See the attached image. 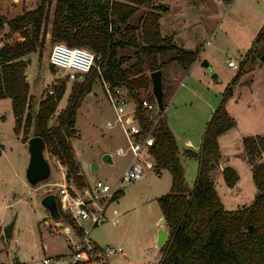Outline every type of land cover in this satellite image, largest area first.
<instances>
[{
    "label": "rangeland",
    "instance_id": "obj_1",
    "mask_svg": "<svg viewBox=\"0 0 264 264\" xmlns=\"http://www.w3.org/2000/svg\"><path fill=\"white\" fill-rule=\"evenodd\" d=\"M165 1L171 4V10L168 14L170 18L166 19L168 24L162 25L161 33L170 36L179 47L187 45L196 52L197 59L187 70H179L175 63L169 61L171 53L160 57L161 60L167 61L161 71L164 116L179 137L184 132L193 136L198 135L212 114L210 113L208 117L211 108L209 105L215 108L225 88L230 86L232 94L224 107L233 120V127L220 137L219 148L222 161L238 175L236 182L238 194L231 195L222 176L214 175L210 179L223 208L228 211L236 210L240 206L250 204L256 194L251 170H247L248 163L241 148V140L248 136H264V61L251 55L246 58L254 36L264 25V0H234V5L227 10L224 9L225 6L223 7L224 0ZM36 5L37 0H0V14L5 20H10L23 11H32ZM50 6L45 26L42 25L39 31V46L21 56L26 62L23 74L29 86L28 96L33 101L31 116H34L39 102L46 99V92L49 89L62 81L65 84L62 99L57 103L48 126L56 123V114L66 106L74 83L62 79V73L52 69L47 61L54 42L50 36L54 6L53 4ZM258 8H262V11ZM164 13L162 9L160 14L165 16ZM139 14L134 15L129 23H133ZM175 15L179 18H174ZM170 26L171 31L168 29ZM21 39L19 33H9L6 25L0 30V47L3 43L12 44ZM124 52L131 59L123 65L126 68L134 59L131 50ZM203 61L209 65V69L203 65ZM228 61L237 63L239 69L231 70L227 65ZM144 69V74L148 76L149 71L146 67ZM237 73L238 79L232 85ZM212 74L217 78H213ZM150 89L151 84L145 91L138 90L133 100L136 102L147 97ZM75 115L74 136L69 143L85 179L91 182L96 178L106 182L110 187L115 185L128 163L129 155L115 154L116 148L125 146V140L117 125L106 129V123L113 122L115 114L106 102L98 78L94 80L89 93L84 96ZM13 126L11 101L2 98L0 226L12 219L14 224L10 238L4 239L0 236V264H31L32 261H39L41 258H49L52 264H66L68 251L66 241L55 234L56 228L53 226L55 221L39 203L42 196L48 192L55 194L56 189L38 187L36 190H30L27 187L24 179V168L28 161L26 142L22 144L21 133L18 137L13 134ZM31 136L33 135L30 130L27 137ZM101 153L111 156L110 165L102 161ZM44 155L50 164L51 178L48 181L55 180L57 168L54 166L52 156L47 153V147ZM260 161L264 163V151L261 152ZM92 163L97 167L90 170ZM183 168L188 173L189 168L187 166ZM169 177L166 169L161 175H157L153 170H147L138 181L120 187L121 193L116 197V201L111 200L107 208V213L111 205L118 210V222L115 225L104 222L94 226L88 236V239L101 247L112 245L122 247L121 254L107 259L108 264L159 262L160 253L155 242L159 228L155 222L161 213L156 198L169 191ZM188 183L191 184L192 180L189 179Z\"/></svg>",
    "mask_w": 264,
    "mask_h": 264
},
{
    "label": "trees",
    "instance_id": "obj_2",
    "mask_svg": "<svg viewBox=\"0 0 264 264\" xmlns=\"http://www.w3.org/2000/svg\"><path fill=\"white\" fill-rule=\"evenodd\" d=\"M158 1L37 0L32 11H23L10 20L0 14V30L6 25L9 33L17 32L22 38L0 47V99L11 101L13 134L18 137L21 133L23 143L30 130L32 135L41 136L47 153L59 160L66 168V179L77 187H82L85 181L69 140L74 136L76 109L89 93L97 78L96 72L92 70L81 78L82 81L77 78L73 81L66 106L56 114V123L48 126L57 103L62 99L65 84L62 81L53 86V95H46L31 116L33 101L28 96L29 86L23 74L26 62L21 56L39 46V31L42 25L45 26L53 4L52 40L98 53L102 77L111 86L121 85L136 97L138 90L145 91L150 85L144 68L149 73L161 72L167 63L161 60L163 55L171 53L169 61L179 70H187L197 59L196 52L180 48L170 36L161 35L158 20L163 3ZM138 13L135 21L129 23ZM126 50H131L134 62L124 68L123 65L131 60L125 55ZM263 53L264 25L254 36L246 58L250 55L261 58ZM238 76L237 73L232 85ZM231 94L228 86L203 129L199 151H183L184 156L197 161V175L191 190L185 186L179 150L164 113L153 130L154 141L148 148L153 171L158 175L166 169L170 174L169 191L156 198L168 233L166 243L159 249L157 264H264V163L259 159L264 151V136H248L241 140L256 190L250 204L225 210L210 179V172L217 168L220 159L217 138L233 127V120L224 107ZM137 114L141 126L146 129L148 117ZM221 174L229 188L238 180L236 172L228 166ZM120 193L119 190L116 197ZM61 220L66 222L67 217L61 214Z\"/></svg>",
    "mask_w": 264,
    "mask_h": 264
},
{
    "label": "built area",
    "instance_id": "obj_3",
    "mask_svg": "<svg viewBox=\"0 0 264 264\" xmlns=\"http://www.w3.org/2000/svg\"><path fill=\"white\" fill-rule=\"evenodd\" d=\"M47 61L50 67L59 70L62 73L61 78L68 82L76 78L81 80L83 76L95 70L106 102L115 114V120L106 123V129L117 125L124 136L125 146L114 151L118 156L129 155V160L115 185L110 187L106 182L95 178L91 182L85 181L82 187H77L66 179V168L53 156L54 166L57 168L55 180L38 185L56 189V193L51 194L56 197L59 213L67 217L66 222L59 220L53 223L55 234L65 239L67 244L66 264H108L107 259L121 254L122 247L112 245L99 248L88 239L89 232L94 226L104 222L115 224L117 212L113 210V216L109 217L107 208L111 200L115 199L120 187L134 183L145 171L154 170L148 148L153 144V130L163 112L158 113L151 89V98L147 96L135 102L128 89L121 85L111 86L101 75L98 65L100 55L90 49L53 42ZM227 65L233 71L239 69V65L233 61H228ZM46 95H53V89H49ZM137 112L148 117L149 124L146 129L141 126ZM31 264L52 263L49 258H41Z\"/></svg>",
    "mask_w": 264,
    "mask_h": 264
},
{
    "label": "water",
    "instance_id": "obj_4",
    "mask_svg": "<svg viewBox=\"0 0 264 264\" xmlns=\"http://www.w3.org/2000/svg\"><path fill=\"white\" fill-rule=\"evenodd\" d=\"M166 6L163 5L162 9L165 10ZM261 60L264 61V56L261 57ZM203 65L209 69V65L203 61ZM150 78L151 84V94L154 96L158 113L163 112L162 109V89H161V72L159 70L152 71L148 74ZM213 78H217L216 75L212 74ZM26 152L28 153V161L24 168V179L27 187L30 190H35L39 184L48 181L51 178V171H50V164L45 158L44 151H45V143L41 136H31L26 140L25 143ZM102 161L106 164H109L111 161V156L109 154L102 155ZM97 165L92 163L90 165V170L96 168ZM40 205L44 208L49 217L54 220L55 222L61 220V214L58 211L56 206V197L53 194H45L40 199ZM159 224H162V219L158 220ZM14 219L10 220L7 224L2 226L1 237L4 239H8L11 237L12 230H13ZM251 228V227H250ZM248 228V229H250ZM167 231L159 228L156 233V247L160 249L167 240Z\"/></svg>",
    "mask_w": 264,
    "mask_h": 264
},
{
    "label": "crops",
    "instance_id": "obj_5",
    "mask_svg": "<svg viewBox=\"0 0 264 264\" xmlns=\"http://www.w3.org/2000/svg\"><path fill=\"white\" fill-rule=\"evenodd\" d=\"M218 2H222L223 0H217ZM158 2H160V3H165L164 5L166 6V8H165V16L164 15H162V14H160L159 13V20H158V22H159V26H160V33H161V29H162V25L164 24V23H167L168 24V22L166 21V19H167V17H169L168 16V14H169V11L171 10V4H169V3H166V1L165 0H159ZM223 2H225V3H223V7H224V9L225 10H227V9H229L231 6H233L234 5V0H224ZM259 9V11H262V8H258ZM264 9V8H263ZM257 13H258V10H257ZM164 17H165V19H164ZM170 18V17H169ZM174 18H179V17H176V15H175V17ZM194 20V17L192 16V21ZM261 20H263V18H261ZM5 26V25H4ZM4 29H6V28H4ZM169 29V31H171L170 29H171V26L168 28ZM168 33V32H167ZM161 35H163V36H168L167 34H163V33H161ZM179 40V39H178ZM183 49H187V50H191L189 47H187V45L186 46H181ZM180 47V48H181ZM192 51V50H191ZM264 56V55H263ZM195 62H196V60L192 63V64H195ZM212 105H215V104H212ZM211 108H209V114H208V117H209V115H210V113H213V112H211L212 111V109L214 108V106H211V104L209 105ZM216 107V106H215ZM214 110V109H213ZM166 124H167V126H168V128H169V130L172 132V134H173V136H174V140H175V143H176V147H177V150H179V154H180V163H181V166H182V168H183V166H187L188 168H189V170H188V173H186L185 172V168H183V173H184V182H185V186H187V189L188 190H191L192 188H193V183H194V180H195V177H196V175H197V170H198V167H197V161L194 159V158H191V157H187V156H184L183 155V151H185V150H191V151H193V152H198L199 151V145H200V142H201V137H202V135H203V130H199L200 132L198 133V135H195V136H193V135H189V133H183V135L182 136H178V135H176V131L174 130V128H173V126L169 123V120H167L166 119ZM204 129V128H203ZM229 131V130H228ZM228 131H226V132H228ZM225 132V133H226ZM225 133H223V134H221L218 138H217V143H218V149H219V152H220V159L217 161V168L215 169V170H213V171H211L210 172V178H212V176H214V175H218V176H222V174H221V172H222V170H223V168H225L226 166H227V164H226V162L225 161H222V159H221V151H220V148H219V140H220V137L221 136H223ZM23 145H24V143H22ZM104 153V152H103ZM103 153H101V155H103ZM74 156H75V154H74ZM75 159H76V161H77V163H78V159L76 158V156H75ZM260 159V158H259ZM191 162V163H190ZM190 163V164H189ZM97 164L99 165V162L97 161ZM78 165H79V163H78ZM248 167H247V170H250V166L249 165H247ZM79 170H80V165H79ZM165 170H162L161 172H164ZM161 172L159 173V175H161ZM80 173H81V175L83 176V178H84V181H87V182H89L88 180H86L85 179V177H84V175H83V173H82V171L80 170ZM163 175V174H162ZM170 175V174H169ZM142 178V177H141ZM140 178V179H141ZM170 178V177H169ZM192 180V183L191 184H189L188 183V180ZM139 180V179H138ZM137 180V181H138ZM212 181V180H211ZM170 185V184H169ZM229 188V187H228ZM215 189V188H214ZM230 189V191H231V195H237L238 194V190H237V185H236V183L234 184V186L232 187V188H229ZM217 194V193H216ZM218 196V195H217ZM219 198V197H218ZM116 199V198H115ZM114 199V200H115ZM116 201V200H115ZM219 201H220V199H219ZM223 206V205H222ZM113 210H116V219H117V222H118V215H119V212H118V210L114 207V206H112L111 205V208L108 210V213H107V215L109 216V217H112L113 216V213H112V211ZM226 210V209H225ZM159 219H162V217H161V214H160V216H159ZM158 219V220H159ZM158 220H157V222H155V224L157 223L158 224V228H162V229H164V230H166L165 229V226H164V223H163V220H162V224H159L158 223ZM116 222V223H117ZM115 223V224H116ZM115 224H113V225H115ZM2 229V227L0 226V235H1V230ZM92 230V229H91ZM90 230V231H91ZM90 233V232H89ZM155 237V236H154ZM122 239V238H121ZM90 240V239H89ZM93 244H95L97 247H99V248H103V247H101L100 245H98L97 243H95V242H93L92 240H90ZM159 250V249H158Z\"/></svg>",
    "mask_w": 264,
    "mask_h": 264
}]
</instances>
